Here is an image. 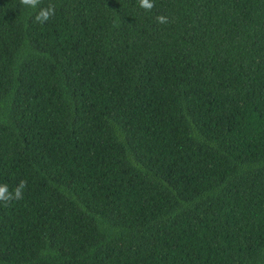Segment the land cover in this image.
Listing matches in <instances>:
<instances>
[{"label":"trees","instance_id":"16d2710c","mask_svg":"<svg viewBox=\"0 0 264 264\" xmlns=\"http://www.w3.org/2000/svg\"><path fill=\"white\" fill-rule=\"evenodd\" d=\"M154 3L0 0V264H264V0Z\"/></svg>","mask_w":264,"mask_h":264},{"label":"clouds","instance_id":"9594fccd","mask_svg":"<svg viewBox=\"0 0 264 264\" xmlns=\"http://www.w3.org/2000/svg\"><path fill=\"white\" fill-rule=\"evenodd\" d=\"M138 6L145 11H151L155 7L154 0H137ZM20 4L24 7L37 9L41 4V0H20ZM56 14V5L49 3L48 6L39 8V11L35 15V21L39 24L48 22ZM158 24H168L170 22L169 17L164 14H158L155 17ZM27 187L26 180H20L18 185L9 191L8 185L0 184V203L8 206L13 200L23 199L24 190Z\"/></svg>","mask_w":264,"mask_h":264}]
</instances>
